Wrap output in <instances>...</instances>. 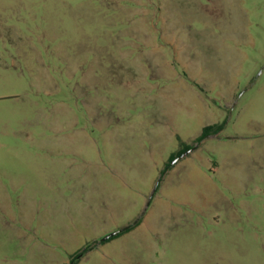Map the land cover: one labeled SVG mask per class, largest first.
I'll list each match as a JSON object with an SVG mask.
<instances>
[{
    "label": "rangeland",
    "instance_id": "1",
    "mask_svg": "<svg viewBox=\"0 0 264 264\" xmlns=\"http://www.w3.org/2000/svg\"><path fill=\"white\" fill-rule=\"evenodd\" d=\"M0 264H264V0H0Z\"/></svg>",
    "mask_w": 264,
    "mask_h": 264
},
{
    "label": "water",
    "instance_id": "2",
    "mask_svg": "<svg viewBox=\"0 0 264 264\" xmlns=\"http://www.w3.org/2000/svg\"><path fill=\"white\" fill-rule=\"evenodd\" d=\"M190 151H188L186 154H184V155H187L188 153H189ZM122 232H124V230H118V231H116V232H114V233H112V234H109L108 236H106L105 238H104V241H107V240H109V239H111V238H114L115 236H118L119 234H121Z\"/></svg>",
    "mask_w": 264,
    "mask_h": 264
},
{
    "label": "trees",
    "instance_id": "3",
    "mask_svg": "<svg viewBox=\"0 0 264 264\" xmlns=\"http://www.w3.org/2000/svg\"><path fill=\"white\" fill-rule=\"evenodd\" d=\"M210 128H207L206 130H209ZM129 230H131L130 228H127V229H125L124 230V232H122L121 234H119L118 236H120V235H122L123 233H125V232H128ZM115 237H117V236H115ZM112 239V238H111ZM110 240V239H109Z\"/></svg>",
    "mask_w": 264,
    "mask_h": 264
}]
</instances>
